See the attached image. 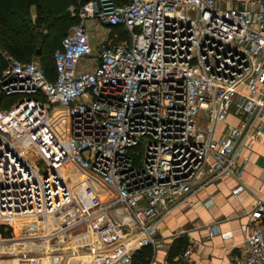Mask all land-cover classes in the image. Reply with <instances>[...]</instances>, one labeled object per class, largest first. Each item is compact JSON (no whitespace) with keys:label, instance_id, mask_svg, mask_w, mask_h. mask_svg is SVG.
<instances>
[{"label":"built area","instance_id":"1","mask_svg":"<svg viewBox=\"0 0 264 264\" xmlns=\"http://www.w3.org/2000/svg\"><path fill=\"white\" fill-rule=\"evenodd\" d=\"M81 1L53 79L11 56L0 74V99L18 97L0 108V264H129L181 202L238 177L242 147L264 132V0ZM89 19L128 38L93 56ZM249 215L235 264H264L261 199Z\"/></svg>","mask_w":264,"mask_h":264},{"label":"crops","instance_id":"2","mask_svg":"<svg viewBox=\"0 0 264 264\" xmlns=\"http://www.w3.org/2000/svg\"><path fill=\"white\" fill-rule=\"evenodd\" d=\"M110 35L111 31L105 40ZM227 122L238 124L239 120L231 114ZM238 163V177L224 176L209 183L160 223L159 242L145 258L148 264H174L179 254L170 259L169 253L179 235L193 248L180 264H235L237 257L248 252L249 214L258 199L264 202V132L242 147ZM141 249L133 251L129 264Z\"/></svg>","mask_w":264,"mask_h":264},{"label":"trees","instance_id":"3","mask_svg":"<svg viewBox=\"0 0 264 264\" xmlns=\"http://www.w3.org/2000/svg\"><path fill=\"white\" fill-rule=\"evenodd\" d=\"M88 1L82 0L80 5ZM115 1L117 4H123L128 0ZM55 2L61 7L59 9L60 11L67 10L68 13L62 12V15L63 17L66 15L69 16L70 22L67 25L63 24L62 33L56 35L53 37V40L49 41L45 37L37 34L36 28L31 27L33 25L32 19L29 16V9L33 5L36 7L35 21L40 23L44 18L46 19V16L54 13L52 10L53 7H50V5L45 6L41 0H0V49L22 62H29L38 57L40 59L38 61L49 79H53L55 76V65L53 62L54 50L60 45L68 28L78 22V18L73 17L68 11L71 4H76V0H56ZM55 10L57 11L58 9L55 7ZM112 38L114 41H122L127 39L128 36L120 27H114L111 29L110 39ZM37 43H40L41 47H38ZM51 47L50 58L48 61H43L41 58L44 57V52L46 50L48 51ZM38 50H40V54H37ZM1 54L2 52L0 53V74L7 66L6 60L3 59ZM17 98V96H2L0 99V108L5 109L10 107ZM1 231L4 233L3 227ZM187 244L188 241L184 235L177 236L172 244L169 258L172 259L174 256L182 253ZM152 250V246H145L136 252L133 257V264H148V260H145V258L152 255Z\"/></svg>","mask_w":264,"mask_h":264},{"label":"rangeland","instance_id":"4","mask_svg":"<svg viewBox=\"0 0 264 264\" xmlns=\"http://www.w3.org/2000/svg\"><path fill=\"white\" fill-rule=\"evenodd\" d=\"M41 1L44 2L45 6L50 5V7H53L52 10L54 13H52L53 15L49 14L48 16H46V19L44 18L42 22L37 23L35 21L36 7L34 5L31 6L29 9V16L32 19V25H33L31 27L36 28L35 30L37 34L41 35V37H45L47 40L50 41V40H53V37L62 33L63 24L67 25L70 22V19H69V16L67 15L63 17L62 12H65V13H68V12L66 9L64 11L59 10L61 9V7H59L57 3L58 1L57 2H55L56 0H41ZM55 7L58 9L57 11L55 10ZM86 28L90 35L91 44L94 48L93 56H95L97 55L99 45L102 43V41H104L108 37V34L111 31V28L108 25H105L102 22H100L98 19H89L86 22ZM37 44H38V47H41L40 43H37ZM51 50H52V47L48 51L46 50L44 52V55H43L44 57L41 58L43 61H48L51 55ZM1 52H2L1 56L5 60L7 56L13 57L11 54L5 52L2 49H0V53ZM36 59L38 60L39 58L36 57ZM85 62L87 63V67H89V69H92L93 66L95 65L94 61L92 62V60L83 58L80 62V69L83 68L82 66L85 64ZM6 64H7V60H6ZM64 110L65 109L62 107H58V106L54 107L51 113V121H52L53 127L63 136L62 138L66 139L67 132L65 131L66 130L65 126H66L67 120L65 116L67 115V112L66 110L65 111ZM42 164H44L43 161H42ZM13 232H14V235L16 234L18 235L17 231L13 230Z\"/></svg>","mask_w":264,"mask_h":264},{"label":"bare ground","instance_id":"5","mask_svg":"<svg viewBox=\"0 0 264 264\" xmlns=\"http://www.w3.org/2000/svg\"><path fill=\"white\" fill-rule=\"evenodd\" d=\"M64 111H65V110H64ZM65 113H66V112H65ZM65 117H66V120H67V115H66ZM65 128H66V132H67V122H66V127H65Z\"/></svg>","mask_w":264,"mask_h":264},{"label":"water","instance_id":"6","mask_svg":"<svg viewBox=\"0 0 264 264\" xmlns=\"http://www.w3.org/2000/svg\"><path fill=\"white\" fill-rule=\"evenodd\" d=\"M37 54H40V50H38Z\"/></svg>","mask_w":264,"mask_h":264}]
</instances>
